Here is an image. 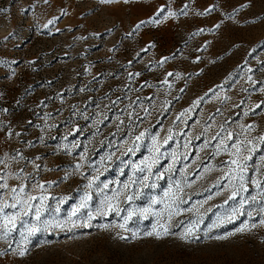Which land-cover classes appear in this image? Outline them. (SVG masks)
Masks as SVG:
<instances>
[{
    "label": "rangeland",
    "instance_id": "obj_1",
    "mask_svg": "<svg viewBox=\"0 0 264 264\" xmlns=\"http://www.w3.org/2000/svg\"><path fill=\"white\" fill-rule=\"evenodd\" d=\"M261 88L264 0H0V176L8 183L0 189V204L12 203L11 189L26 185L28 194L47 197L43 219L63 222L87 193L89 207L80 213L86 216L104 193L147 175L138 169L158 155L149 178L156 187L143 189L134 205L147 207L148 197L163 198L179 183V207L191 211L174 216L173 223L202 218L200 239L189 242L179 236L183 225L172 229L176 235L145 236L156 223L152 216L130 223L138 237L127 241L117 233H129L103 227L120 222L115 214L97 216L91 227L73 217L77 227L69 222L37 233L27 255L9 249L0 264H264V227L236 232L247 215L210 233L227 238L204 237L241 197L257 194L248 183V192L224 203L232 191L225 174L236 168L230 161L237 157L217 148L221 139L230 151L244 141L239 162L245 176L264 180V143L254 139L264 135ZM248 124L253 131L241 129ZM222 125L225 131L213 139ZM13 235L19 239V230ZM7 248L0 240V250Z\"/></svg>",
    "mask_w": 264,
    "mask_h": 264
},
{
    "label": "snow or ice",
    "instance_id": "obj_2",
    "mask_svg": "<svg viewBox=\"0 0 264 264\" xmlns=\"http://www.w3.org/2000/svg\"><path fill=\"white\" fill-rule=\"evenodd\" d=\"M47 2V0H45ZM127 3V0H124ZM251 0H249V4ZM248 7V4L241 5V8ZM187 8V5H185ZM213 9H207L206 12H211ZM234 11H239L238 9H234ZM183 15H187L183 9L181 13ZM205 13H197V15H204ZM169 16H175L177 13L169 12ZM166 18V17H165ZM227 19L232 20L233 16L230 14L227 15ZM152 23H158V20L152 19ZM52 21H49L51 24ZM145 21H141L139 24L136 25V29L138 30ZM215 28H220V24H216ZM110 31V30H109ZM204 31V29H200L194 35L200 34ZM212 31V29H209ZM152 45H149L151 47ZM168 58L165 57L159 63L162 66L163 63ZM199 60V57H197ZM195 62V61H194ZM131 63V62H130ZM251 71V69H249ZM130 76L133 74H129ZM135 75H139L136 73ZM174 74L169 72L167 76H173ZM177 79L180 78V73H175ZM251 80V77H249ZM164 84H167L169 88H171V84L165 78L163 81ZM183 91V89H181ZM259 91L264 92V88L259 89ZM202 99V98H201ZM198 103V101L196 102ZM264 103V102H262ZM261 104L258 103L255 105L254 109H250L249 111L252 114H255L256 109H260ZM249 112H246L245 115H248ZM183 115V113H181ZM179 118V117H178ZM253 124L248 125H241V129L245 132H251L254 130ZM225 129L223 125L221 126L220 132L216 133V136L213 139H216L220 136L221 132H224ZM11 135V133H9ZM16 135H20V133H16ZM145 135L144 132H141L139 136L136 137V140H140L141 137ZM233 133L227 132V137L231 139ZM261 143H264V135H260L257 138ZM153 141V152L158 154L159 149L156 146L157 141L156 137L152 138ZM167 140H165V143ZM247 144L251 145L253 143L252 139H247ZM244 141H240L237 144H232L231 148L235 151H230L229 145L225 143L223 139L220 140V143L217 145V148H223L224 151L230 152L231 155L237 157V159H232L230 164L236 165L235 169H230L225 176L228 178L229 183L232 184V191L227 199L224 201L227 204L229 201H235L237 197L240 195L241 192H248V188L245 186L246 184L250 183L254 186L257 190L256 195H252L250 197H241L238 201L237 207H232L231 211L225 214L223 217H218L217 221L208 226L207 230L204 232L205 238L211 239H225V236H210L212 229L220 227L224 222H233L234 219H238L242 215H247L248 221L244 223L241 227L236 229V232L244 233V232H251L258 227H264V180L253 178L249 180L245 176L246 166L243 163L239 162V155L243 150ZM132 151V149H129ZM249 153H251L252 149H248ZM15 159V157H12ZM23 159V157H21ZM158 155H154L151 159L150 163H146L145 167H140L138 170L143 173L147 170V175L143 177L131 179L129 183H126L122 186V188H118L112 192L111 195L104 193V199L101 201L100 206L97 207L94 211H89L86 216L80 215L81 209H87L89 207L88 201L91 199V196L87 193L85 194L84 198L81 200V203L77 205L73 210L71 215L69 216L67 221H58V220H50V219H43L44 213L49 211V206L44 203L45 197L44 195L32 196L26 192V185H20L19 188H12V203L3 202L0 204V240H5L8 242V248L0 250V257L6 256L8 254L9 249L12 253H15L19 257H24L27 255L29 251V245L31 244V240L33 237L42 231H47L49 228H60L64 229L67 223H71L72 228L77 227V220L80 221V226L82 227H91V221L95 219L97 216H108L115 214L119 217L120 222L115 225H104L103 227H116L120 229L124 233H129V235H121L119 232L117 233V238L120 240H129V239H136L138 237V233L133 228L129 227L130 223H136L140 219H148L150 216L155 217L156 223L153 224L152 230L145 232L144 235L148 237H155L157 239H161L168 235H176L177 233L173 232V228H178L183 225V231L179 233L181 239L186 241H193L200 239V228L199 225L201 223L202 218L190 219L187 224L184 221H179L177 223H173L174 216H179L183 211H191V209H181L179 205L183 203L182 196L177 195V193L182 192L179 183L176 186V192L171 194L165 193L163 198H155V197H148V204L147 207H138L134 205V202L137 199H140L144 196L143 189L145 188H155V183H149V178L153 174L152 168L153 165L157 162ZM245 159H251V155L245 157ZM264 160V157L261 158ZM5 163L4 159H0V164ZM39 168V165H36ZM81 165L78 163L76 165V169H79ZM171 171V169H169ZM234 173H236L234 175ZM163 174L160 173L157 175V179H159ZM96 178H93L89 181V187L92 186L93 181ZM0 180H3V183H0V189H7L8 183L7 179L3 176H0ZM235 181V182H234ZM130 186H134V191H128ZM190 186V185H189ZM41 193L45 190L44 184L38 185ZM108 185H104V189H107ZM103 191V189L101 190ZM23 194V195H21ZM219 194V193H217ZM2 193H0V197H2ZM259 197V199H257ZM123 198V199H122ZM211 197H209L210 199ZM34 201H39L38 203H33ZM59 203L57 202V208L54 210L55 212H59ZM124 205H127L125 207ZM156 205H162V208H156ZM247 206V207H246ZM11 208L16 209L14 212H5V209ZM255 213V216L253 215ZM31 216L32 221L27 220L26 218ZM256 216H259V220H256ZM76 217L77 220H73L72 218ZM72 228L68 230L71 231ZM19 230V239L14 237V233ZM235 233H229V235H234ZM15 244V247H13Z\"/></svg>",
    "mask_w": 264,
    "mask_h": 264
}]
</instances>
